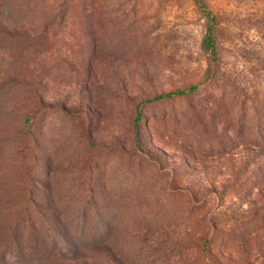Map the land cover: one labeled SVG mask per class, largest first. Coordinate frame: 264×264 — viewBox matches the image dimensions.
<instances>
[{"label": "rangeland", "instance_id": "1", "mask_svg": "<svg viewBox=\"0 0 264 264\" xmlns=\"http://www.w3.org/2000/svg\"><path fill=\"white\" fill-rule=\"evenodd\" d=\"M205 1L211 77L195 0H0V264H264V0Z\"/></svg>", "mask_w": 264, "mask_h": 264}, {"label": "trees", "instance_id": "2", "mask_svg": "<svg viewBox=\"0 0 264 264\" xmlns=\"http://www.w3.org/2000/svg\"><path fill=\"white\" fill-rule=\"evenodd\" d=\"M200 12L206 20V29L202 39V48L209 54L210 57V65L208 69L209 77L213 76L215 73V62L218 59V51L216 45L215 31L217 29V16L214 14L213 10L208 6L205 0H195ZM199 89V85H191L187 88L180 89L177 91L168 92L165 94H160L154 98V100L168 98L176 95H182L189 92H193ZM137 119L141 121L142 117L140 112H137Z\"/></svg>", "mask_w": 264, "mask_h": 264}]
</instances>
